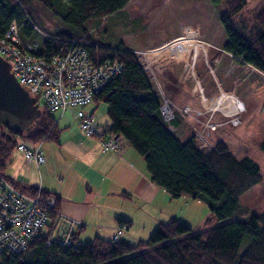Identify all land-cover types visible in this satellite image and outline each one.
Listing matches in <instances>:
<instances>
[{
  "label": "trees",
  "instance_id": "trees-1",
  "mask_svg": "<svg viewBox=\"0 0 264 264\" xmlns=\"http://www.w3.org/2000/svg\"><path fill=\"white\" fill-rule=\"evenodd\" d=\"M128 1L0 0V39L14 21L20 39L37 41L38 54L47 60L65 53L73 40L87 50L93 62L116 59L121 72L111 77L86 107L92 102H104L110 122L102 125L108 133L123 137L124 143L142 157L149 180L163 188L170 199L185 195L203 201L209 208V218L213 215L218 223L207 226V217L204 228L193 232L186 222L169 216L160 220L146 239L132 242L120 239L130 220L116 217L118 225L112 238L95 235L79 242L81 221L68 218L74 220L72 225L65 221L68 219L61 213L55 193L21 183L4 171L18 144L39 147L42 141L60 142L55 111L40 106L37 100L40 114L26 130L0 126V173L21 191L42 198L52 196L54 203L45 209L48 220L40 233L24 250L4 255L2 264H264V209L245 215L239 205V196L264 178L260 166L249 155V146L225 126L216 125L217 140L202 150L193 136L179 139L173 132L178 121L167 120L161 114L168 100L152 56H174L173 73L184 78L197 66L196 50L210 46L205 40H191L163 51L162 45L161 55L153 52L149 60H144L139 50L127 48L119 39L114 43L105 37L98 39L95 28L104 29L99 27L103 19ZM209 1L216 7L225 35L222 49L264 74V0L250 8L246 7L247 0ZM34 2L59 18V24L38 40L43 25ZM89 112L94 115L92 110ZM259 145L264 151V139ZM245 235L250 236V241L238 254ZM65 238L69 242L65 243Z\"/></svg>",
  "mask_w": 264,
  "mask_h": 264
},
{
  "label": "crops",
  "instance_id": "crops-1",
  "mask_svg": "<svg viewBox=\"0 0 264 264\" xmlns=\"http://www.w3.org/2000/svg\"><path fill=\"white\" fill-rule=\"evenodd\" d=\"M132 3H135L134 0H129L122 9L103 19L99 27L105 28V22L110 17H114L112 22L116 24L121 19H137V16L129 15L128 9ZM107 25L111 26L109 23ZM156 31L142 42H135L142 50L147 49L151 56L155 48L170 39L166 27ZM130 35L131 32L123 33L121 41L127 48L135 50L137 47L127 45L124 41ZM220 50H210L209 47L196 50L197 66L184 78L176 77L173 73L174 56H152L158 80L168 100L161 110L163 118L178 121L173 127L176 136L181 140L193 136L202 150L213 145V132L216 133L215 126L219 125L216 118L236 121L237 118L246 117L245 122H250L264 117V99L259 103L250 102V96L254 95L258 86H264V74L248 64L240 63L222 47ZM243 67L246 69L243 70ZM219 71L227 79L224 77L220 82L216 81L219 76L215 73ZM226 80L229 81L227 85ZM215 97L219 102L212 101ZM91 110L94 113L95 109H88ZM67 140H73L70 143L69 160L73 159L74 162L71 172L67 174L65 186L62 185L63 177L55 184L42 177L38 180L36 176H28L22 171L11 177L55 193L61 213L66 218L81 221L79 233L89 229L94 236L112 238L118 225L115 218L120 217L130 220L129 227L120 239L131 241L138 229L151 230L160 220L174 216L169 215L171 213L168 209L172 202L168 193L149 180L144 161L128 143H124L117 152H107L101 149L97 140L83 134H72ZM57 144L60 145V142ZM17 151L20 154L15 155L14 160L20 162V165L23 163V169L29 168L22 152ZM72 172L77 178H72ZM180 197L187 203V198H184L187 196Z\"/></svg>",
  "mask_w": 264,
  "mask_h": 264
},
{
  "label": "rangeland",
  "instance_id": "rangeland-1",
  "mask_svg": "<svg viewBox=\"0 0 264 264\" xmlns=\"http://www.w3.org/2000/svg\"><path fill=\"white\" fill-rule=\"evenodd\" d=\"M134 2L135 3H132V5L130 4L131 7L128 10L129 15L133 17L137 16V19L135 18L134 21L121 19L119 20L121 22L118 21L119 23L116 24V22H112L114 17H110L105 22L104 29L100 30L98 26L95 28V36L102 40L105 37L107 42L114 43L118 39H122L123 33L131 32L132 35L126 36L124 41L127 45H132L136 48L138 45H135V42L140 43L145 37L157 32L156 30H159L161 27H166V30H169L168 38L170 39L162 44L164 46V48H162L163 51H168L177 47L179 43L182 45L187 44V41L195 42L200 40H205L206 46H210V50L213 48L215 50L217 49L218 52L221 51L220 48L222 46L220 43L225 40V35L217 17L216 7L212 5L209 0H134ZM259 2L260 0H247L246 7H253ZM33 5L43 25L42 30L38 32L39 35L36 38L38 40L40 36H43L47 32L49 33L51 29L59 24V18L39 3L34 2ZM107 23L111 26H106ZM182 40H184L183 43H181ZM137 49H140L139 53L144 60L150 59L147 49L142 50V47H137ZM137 49L135 50L137 51ZM155 52L161 55L160 53L162 51L160 47H157L154 49V53ZM244 69H246V67H243V70ZM215 74L219 76L216 81L220 82V80L227 79L226 76H223L222 71L216 72ZM225 83L227 85L229 81L226 80ZM263 99L264 86L260 85L254 95L250 96V102L259 103ZM212 101L219 102V99L215 97L212 98ZM37 102L42 106L40 100ZM241 102H243V99ZM91 108H95L94 115L96 120L101 124H109L110 121L106 113V104L104 102H92L86 110ZM245 112L246 110L244 114ZM74 114V109L66 110L63 113H61V111L53 112L57 120L58 128L61 129L59 138L60 145L53 141H42L38 143L46 162L41 165L35 162L27 163V165H30L29 168L23 169V163L20 165V162L14 160L15 155L20 154L19 151L15 149L4 170L5 173L8 176H13L16 172L22 171V173L28 176L34 175L38 180L42 177L46 180H50L54 184L63 177L62 185L65 186L67 174L69 175L71 172V166L74 162L73 159L69 160V152L71 151L70 143H72L73 140H67V138L75 133L82 135L78 128L77 121L74 118ZM219 119L218 117L215 121L218 120L219 122L217 123H219V125H225L228 130L237 134L249 146L250 157L258 163L260 171L264 175V151L260 149L259 145L264 137V117H261V120H257L256 118V120L250 122H245L246 117L244 119L237 118L236 121L230 118ZM213 134V141L215 142L217 136L215 132H213ZM90 138L95 139L94 137ZM225 141L227 142L226 139ZM27 145L30 146L29 143H27ZM123 145L120 148H122ZM22 154L24 157L23 152ZM71 176L72 178H77L73 172ZM58 186L60 187V185ZM184 198H187L185 199L187 203H184V199L181 197L171 199L172 205H170L168 209L171 214L169 215H174L186 222L193 232L204 228L202 225L205 219L210 216L209 208L199 199H191L188 196ZM160 203L163 204L164 202ZM239 205L240 208L245 210V215L257 213L264 209V178L239 196ZM217 223L218 221L216 218L211 215L208 219L207 226H212ZM151 230L145 228L138 229V233L131 241L135 242L138 239H146ZM93 237L94 235L92 232L87 229L83 233H79L78 241H88ZM249 241L250 236L245 235L239 245L238 254L244 250Z\"/></svg>",
  "mask_w": 264,
  "mask_h": 264
},
{
  "label": "built area",
  "instance_id": "built-area-1",
  "mask_svg": "<svg viewBox=\"0 0 264 264\" xmlns=\"http://www.w3.org/2000/svg\"><path fill=\"white\" fill-rule=\"evenodd\" d=\"M38 49L37 41L20 39L14 21L0 39V56L8 62L12 75L35 102L40 100L48 110L61 113L74 109V118L84 136L94 137L104 150H118L124 143L123 137L108 133L85 107L111 77L121 72V64L110 58L93 62L87 50L75 40L65 53L48 60L38 54ZM17 149L24 153L26 164L44 161L37 145L20 143ZM53 203L52 196L42 198L21 191L0 173V264L4 255L24 250L40 233L48 220L45 209ZM65 221L74 223V220ZM63 241L67 243L69 239Z\"/></svg>",
  "mask_w": 264,
  "mask_h": 264
},
{
  "label": "water",
  "instance_id": "water-1",
  "mask_svg": "<svg viewBox=\"0 0 264 264\" xmlns=\"http://www.w3.org/2000/svg\"><path fill=\"white\" fill-rule=\"evenodd\" d=\"M40 114L35 98L16 80L0 56V126L26 130Z\"/></svg>",
  "mask_w": 264,
  "mask_h": 264
}]
</instances>
